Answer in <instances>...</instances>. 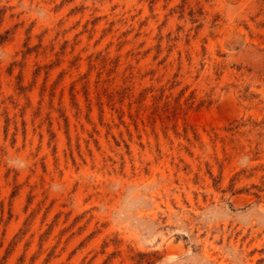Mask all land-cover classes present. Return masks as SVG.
<instances>
[{
  "label": "rangeland",
  "instance_id": "374dc122",
  "mask_svg": "<svg viewBox=\"0 0 264 264\" xmlns=\"http://www.w3.org/2000/svg\"><path fill=\"white\" fill-rule=\"evenodd\" d=\"M0 264H264V0H0Z\"/></svg>",
  "mask_w": 264,
  "mask_h": 264
}]
</instances>
